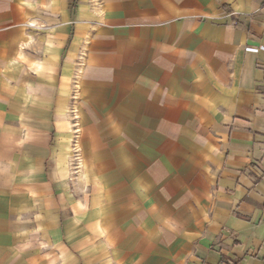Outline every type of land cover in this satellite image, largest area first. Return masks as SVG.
Wrapping results in <instances>:
<instances>
[{
  "label": "crops",
  "instance_id": "crops-1",
  "mask_svg": "<svg viewBox=\"0 0 264 264\" xmlns=\"http://www.w3.org/2000/svg\"><path fill=\"white\" fill-rule=\"evenodd\" d=\"M0 264H264V0H0Z\"/></svg>",
  "mask_w": 264,
  "mask_h": 264
},
{
  "label": "rangeland",
  "instance_id": "rangeland-1",
  "mask_svg": "<svg viewBox=\"0 0 264 264\" xmlns=\"http://www.w3.org/2000/svg\"><path fill=\"white\" fill-rule=\"evenodd\" d=\"M73 155L75 156V154H73ZM73 155H72V156H73ZM75 157L77 158V156H75ZM75 161H76V160H75ZM75 161H73V162H75ZM78 167H79V165L76 164V162L70 164L69 168H70L71 173H74L76 170H78ZM72 193H73V190H72Z\"/></svg>",
  "mask_w": 264,
  "mask_h": 264
}]
</instances>
